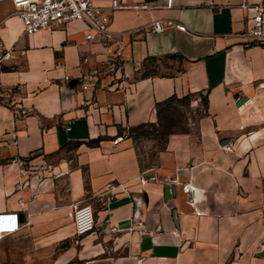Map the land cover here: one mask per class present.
<instances>
[{"label":"crops","instance_id":"1","mask_svg":"<svg viewBox=\"0 0 264 264\" xmlns=\"http://www.w3.org/2000/svg\"><path fill=\"white\" fill-rule=\"evenodd\" d=\"M258 1L93 0L109 13L107 48L80 22L26 36L0 3V215H18L0 264H264V45L239 37L241 5ZM157 21L170 25L150 32ZM116 51L120 72L82 91L83 59ZM154 61L175 70L147 74ZM201 93L195 129L146 166L129 133L157 124L168 98ZM81 204L96 230L78 238Z\"/></svg>","mask_w":264,"mask_h":264},{"label":"built area","instance_id":"2","mask_svg":"<svg viewBox=\"0 0 264 264\" xmlns=\"http://www.w3.org/2000/svg\"><path fill=\"white\" fill-rule=\"evenodd\" d=\"M11 2L15 8V14L23 23L24 34L32 36L43 30H55L66 27L73 23H85L88 26L87 40L90 42L99 41L104 47H109L115 41V35L110 31V17L105 8L94 4L93 0H0ZM123 0H112L111 8L121 9H147L148 6L134 7L122 4ZM241 9L245 17V29L239 35L247 45H264V0L255 3H244ZM170 23L163 21L152 23L149 27L152 33L163 32ZM120 53L115 52L102 66L87 68L85 64L88 59L84 58V67L79 82L82 91H87L92 85L105 75H116L120 72ZM10 58V53L0 51V94L3 91L1 79V68L3 62ZM71 77L66 76L69 81ZM20 115L27 116L28 111L22 110ZM66 131H70L67 128ZM146 179H144L145 181ZM156 181V177H150ZM185 192H190L191 185L183 186ZM73 222L76 237L82 238L90 235L96 230L95 211L90 204H81L74 207ZM18 229L17 214L0 215V238L15 232Z\"/></svg>","mask_w":264,"mask_h":264},{"label":"rangeland","instance_id":"3","mask_svg":"<svg viewBox=\"0 0 264 264\" xmlns=\"http://www.w3.org/2000/svg\"><path fill=\"white\" fill-rule=\"evenodd\" d=\"M169 61L149 62L147 74L168 75L174 72ZM207 109L206 94L172 96L158 107L159 121L154 125H141L129 134L146 166H154L174 132L195 129Z\"/></svg>","mask_w":264,"mask_h":264},{"label":"water","instance_id":"4","mask_svg":"<svg viewBox=\"0 0 264 264\" xmlns=\"http://www.w3.org/2000/svg\"><path fill=\"white\" fill-rule=\"evenodd\" d=\"M170 188L169 187H166V192H167V195L170 193ZM263 255H264V253H263Z\"/></svg>","mask_w":264,"mask_h":264}]
</instances>
